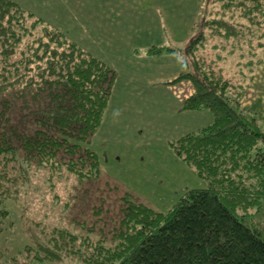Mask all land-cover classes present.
<instances>
[{"label":"trees","instance_id":"obj_1","mask_svg":"<svg viewBox=\"0 0 264 264\" xmlns=\"http://www.w3.org/2000/svg\"><path fill=\"white\" fill-rule=\"evenodd\" d=\"M176 51L179 71L165 83L193 85L178 111L212 121L169 147L205 186L165 211L130 192L109 200L91 138L115 71L18 1L0 0V234L20 204L28 263L264 264V124L241 102L262 61L264 0H202L182 47L145 53ZM42 188L51 204L39 218L21 200Z\"/></svg>","mask_w":264,"mask_h":264},{"label":"rangeland","instance_id":"obj_2","mask_svg":"<svg viewBox=\"0 0 264 264\" xmlns=\"http://www.w3.org/2000/svg\"><path fill=\"white\" fill-rule=\"evenodd\" d=\"M23 8L32 11L36 16L41 17L48 24L65 32L71 40H77L86 50L90 52H101L102 41L95 42L90 37L89 27L85 22L86 18H92V4L88 0H16ZM108 1V0H106ZM112 2V0H110ZM160 1V0H159ZM99 1L93 4L95 9ZM172 0H161L159 3L164 7L165 12H172ZM178 1H173L177 3ZM190 2V5L188 4ZM104 3H102L103 5ZM144 4L141 9L135 5L132 7H125L115 11L119 12L116 17H129L132 20L138 18V13H143ZM180 8H175L174 12H181L183 10L195 9V0H180ZM189 5V8H184ZM104 8V7H103ZM105 9V8H104ZM103 9V11H104ZM147 11H151L147 8ZM111 11V10H110ZM144 11H146L144 9ZM124 15H123V14ZM150 13V12H149ZM110 12L109 16H112ZM88 18V19H89ZM89 36V37H88ZM263 43V41H262ZM141 51V50H140ZM263 51L258 52L257 58L262 57ZM109 59L107 56L104 57ZM116 74V73H115ZM142 75L141 80L146 81L147 76L145 71H140ZM158 85V84H157ZM119 87L116 86L118 90ZM140 94V98L136 99L132 104L117 105L119 112V131L118 136L112 137V134L102 129L100 136L108 137L109 142L103 143L101 147H93L96 152L102 156L103 152L107 153L110 161L113 159L114 140L118 139L120 142L118 147L121 148L126 156L124 161L120 162L119 174L126 176L134 174L129 180L131 185H134L139 197L143 198L148 204L152 205L157 210L165 211L169 209L181 195L189 189L201 188L205 186V182L200 179L193 168L183 163L169 147V141L176 139L182 131V122L186 118L180 115V112L171 110L172 106L167 105L169 102L163 100L162 105L148 106L151 103L144 100V97L150 95L151 92L160 91L159 88H153V85H144V87H136L134 89ZM166 93L171 94L167 89ZM167 96V95H164ZM162 98V97H161ZM159 98V99H161ZM172 102V101H171ZM208 112V111H206ZM210 113V112H209ZM211 114V113H210ZM135 123L140 127L133 133L131 129L135 127ZM199 120L190 129H195ZM96 133V132H95ZM94 133V134H95ZM109 160V159H108ZM114 160V159H113ZM102 161V160H101ZM105 170V168H104ZM110 180V181H109ZM126 180V181H129ZM103 173L99 179V186L102 187L109 200H114L122 195V190L126 187H116L117 185ZM62 184V182H61ZM130 186V185H129ZM131 187V186H130ZM63 191V186L61 185ZM41 192H46L45 198L42 197ZM125 193V192H124ZM63 195V193H62ZM51 194L47 188H42L40 192H31L26 199L23 198L22 205L28 208L36 216L42 217V212L50 210ZM49 204L45 208L44 204ZM12 220L15 225L12 228H6L0 234V264H30L25 254H21L25 243L28 241L26 219H20L19 215L23 214V209L20 204H14L11 207ZM30 212H28L29 215ZM55 213V212H54ZM59 214V211L54 214ZM53 215V216H54ZM16 257V261H13ZM38 264V263H31Z\"/></svg>","mask_w":264,"mask_h":264},{"label":"crops","instance_id":"obj_3","mask_svg":"<svg viewBox=\"0 0 264 264\" xmlns=\"http://www.w3.org/2000/svg\"><path fill=\"white\" fill-rule=\"evenodd\" d=\"M88 1L91 2L93 8L92 18L88 17V19L83 16L84 18L82 19H85L87 27H89L87 31L90 32L91 39L95 42H103L101 44V52H89L103 60L116 73L101 125L91 138V148L95 152L96 150L93 147H101L103 143L109 142L108 137L103 138L100 136L102 129L111 133V138L119 135V115H114L118 111L116 106L134 103L136 99L141 97L134 89L136 87H144L145 84L153 85V88L160 89V91L151 92L150 95L144 97L146 103L147 101L151 102L147 103L148 106L153 104L163 106L161 102L167 100L168 102L170 101L167 105L172 106V111L176 109L177 112H180V115L186 118V121L182 122L181 129H183L177 135L178 137L203 127L212 121V115L206 111H178L184 99L193 91V85L190 81L182 80L175 84L165 83L178 73L181 52H165L154 56L145 53L146 49L151 46L182 47L191 34L202 0H195L197 4L195 9L193 8L190 11L186 9L181 12L173 11L175 8H180V0H177V3H173L176 0H172L170 6L172 12L169 11V13L165 12L164 7L159 4L161 0H112V2L110 0H97L99 2L96 9V6L93 5L96 0ZM102 3L104 4L102 5ZM144 4H146V7H144L146 11L143 9V13H138V18L135 20L127 16L116 17V14L120 12L115 11L116 9H127L125 7L134 5L141 9ZM188 4L190 5V2ZM189 5L187 7L184 6V8H189ZM147 8L151 11H147ZM110 12L115 13V16L114 14L109 16ZM74 41L78 43L77 40ZM80 46L85 49L82 45ZM106 56L109 59L104 58ZM142 70L145 71L147 76L146 81L141 80L140 71ZM116 86L119 87L118 90ZM166 89L171 94L166 93ZM241 102L243 106L253 111L259 121L264 124V51L262 61L255 69L253 79ZM197 120H199L197 127L190 129V126H194ZM135 125L131 129L133 133L140 127L137 123ZM119 142L118 139L114 140V145L116 146L114 152L112 151L114 160L110 161V157L108 158L106 152H103L102 156L96 152L100 163L99 179L105 173L117 185L116 187H119V185L126 187L125 191L122 190L123 193L130 192L137 196L141 202L152 207L135 193L138 192L136 187L130 184L131 180L129 179L134 174L123 176L118 173L119 169H121L120 162L126 159L123 150L118 147Z\"/></svg>","mask_w":264,"mask_h":264},{"label":"clouds","instance_id":"obj_4","mask_svg":"<svg viewBox=\"0 0 264 264\" xmlns=\"http://www.w3.org/2000/svg\"><path fill=\"white\" fill-rule=\"evenodd\" d=\"M114 115H119V112H118V111H117V112H115V113H114Z\"/></svg>","mask_w":264,"mask_h":264}]
</instances>
